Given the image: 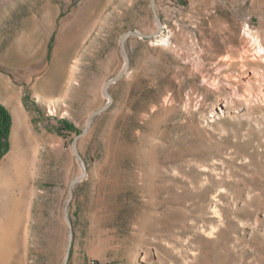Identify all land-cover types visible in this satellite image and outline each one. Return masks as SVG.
I'll return each mask as SVG.
<instances>
[{"label":"rangeland","instance_id":"1","mask_svg":"<svg viewBox=\"0 0 264 264\" xmlns=\"http://www.w3.org/2000/svg\"><path fill=\"white\" fill-rule=\"evenodd\" d=\"M260 46L264 0H0V264H62L66 215L68 264H264V104L214 116Z\"/></svg>","mask_w":264,"mask_h":264},{"label":"bare ground","instance_id":"2","mask_svg":"<svg viewBox=\"0 0 264 264\" xmlns=\"http://www.w3.org/2000/svg\"><path fill=\"white\" fill-rule=\"evenodd\" d=\"M257 53L259 54V57L262 58L261 61L263 63V67L253 68L251 70L256 83L251 81V79L248 77V74L244 75V77L249 79L242 86V91H240L242 93H238L232 89L230 92V97L221 99V101H219L215 106V117L227 114L229 112L228 110L230 106L237 102L235 99L236 96L239 97L242 105L246 109H250L252 103L257 105L264 104V86L261 83V80H264V57L262 56V54H264V47L260 46L257 49ZM20 161L19 154L14 148L13 151L8 155L7 159L0 165V210L3 212L7 211L6 216H8L10 220L15 217L17 202L15 201L12 205L8 206L6 210L4 205L7 196L9 194L16 196L17 192L20 194L19 196H23L25 191V170ZM16 180H18V183L15 182ZM216 213L219 215L218 210ZM216 230L217 228L212 226L208 234L212 235Z\"/></svg>","mask_w":264,"mask_h":264},{"label":"water","instance_id":"3","mask_svg":"<svg viewBox=\"0 0 264 264\" xmlns=\"http://www.w3.org/2000/svg\"><path fill=\"white\" fill-rule=\"evenodd\" d=\"M128 34L138 35V36H141V37H152V36L155 35V33L144 34V33H141V32H139V31H129V32L126 33V34L123 36V38H122V46H123V49H124V50H125V47H124V41H125V37H126ZM122 72H123V70H121V72H120L117 76H115V78L111 79L110 81H108V82L106 83L105 88H104V90H105V94H107V86H108L113 80L117 79V78L121 75ZM102 109H103V108H100L99 110H96V111L92 112L91 115H90V117H89V121L92 119L93 116H95V115H96L99 111H101ZM78 137H79V135H77V136L75 137V139H74L73 149H74L75 153L77 154V156H78L79 158H81L80 155H79V153H78V151H77V149H76V147H75V140H76ZM81 178H82V177H78V178H76V179L74 180V182H77V181L81 180ZM70 195L72 196V191H71ZM71 196H70V197H71ZM66 218H67V221H68V223H69V225H70V238H69V243H68V248H67V252H66V255H65V259H64V261H63L62 264H68L69 259H70V256H71V248H72V244H73L72 222H71V220H70V218H69L68 215H66Z\"/></svg>","mask_w":264,"mask_h":264},{"label":"trees","instance_id":"4","mask_svg":"<svg viewBox=\"0 0 264 264\" xmlns=\"http://www.w3.org/2000/svg\"><path fill=\"white\" fill-rule=\"evenodd\" d=\"M69 131L75 130V126L67 120L62 121ZM12 126V118L8 109L0 103V137L6 142L9 139ZM76 131V130H75Z\"/></svg>","mask_w":264,"mask_h":264},{"label":"crops","instance_id":"5","mask_svg":"<svg viewBox=\"0 0 264 264\" xmlns=\"http://www.w3.org/2000/svg\"><path fill=\"white\" fill-rule=\"evenodd\" d=\"M1 103H4V102H2V101H0ZM5 104V103H4ZM6 105V104H5ZM14 126H15V122L13 121L12 122V126H11V132H10V136H9V138L11 137V135H12V133H14Z\"/></svg>","mask_w":264,"mask_h":264}]
</instances>
